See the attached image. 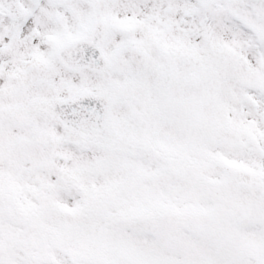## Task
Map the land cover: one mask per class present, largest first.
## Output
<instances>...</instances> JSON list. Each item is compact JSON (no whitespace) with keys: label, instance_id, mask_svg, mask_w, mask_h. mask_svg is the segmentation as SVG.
<instances>
[{"label":"snow or ice","instance_id":"obj_1","mask_svg":"<svg viewBox=\"0 0 264 264\" xmlns=\"http://www.w3.org/2000/svg\"><path fill=\"white\" fill-rule=\"evenodd\" d=\"M0 264H264V0H0Z\"/></svg>","mask_w":264,"mask_h":264}]
</instances>
